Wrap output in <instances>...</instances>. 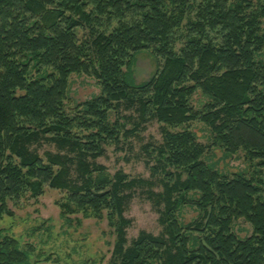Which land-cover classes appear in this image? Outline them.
Wrapping results in <instances>:
<instances>
[{
  "label": "trees",
  "instance_id": "16d2710c",
  "mask_svg": "<svg viewBox=\"0 0 264 264\" xmlns=\"http://www.w3.org/2000/svg\"><path fill=\"white\" fill-rule=\"evenodd\" d=\"M263 20L264 0H0V221L11 202L49 187L65 193L66 219L108 220L111 264H264ZM146 51L157 72L133 84L130 69ZM74 74L97 79L101 93L71 105ZM151 121L163 126L162 144L147 148L159 157L152 174L164 173L159 192L153 179L96 163L107 144ZM197 121L211 145L192 130ZM45 143L56 151L41 154ZM214 147L244 152L257 172L217 170L206 158ZM137 189L158 206L163 230L128 245L125 212ZM183 206L198 218L184 223ZM238 220L251 236L233 231ZM33 253L0 231V264H43Z\"/></svg>",
  "mask_w": 264,
  "mask_h": 264
},
{
  "label": "rangeland",
  "instance_id": "374dc122",
  "mask_svg": "<svg viewBox=\"0 0 264 264\" xmlns=\"http://www.w3.org/2000/svg\"><path fill=\"white\" fill-rule=\"evenodd\" d=\"M264 34V20L261 25ZM80 40L88 37L86 30H77ZM181 45H179L180 47ZM158 69V59L152 51L137 54L130 69V80L133 84H141L155 75ZM32 74H37L34 69ZM101 93V86L97 79L85 74H74L69 78L68 97L71 105L92 99ZM194 106L201 109L207 99L197 91L191 98ZM130 111H125V114ZM132 124L127 128L132 129ZM201 143L211 145V132L201 122L191 123ZM181 130L177 128L173 130ZM163 142V126L157 121H151L143 130L133 135L120 136V142L109 143L106 152L96 163L106 167L114 175L122 171L131 178L153 179L156 183L153 190H162L160 180L164 173H153L154 165L159 157L155 151L147 152L150 145H160ZM56 151L53 145L45 143L40 149ZM152 152V153H151ZM148 153V154H147ZM217 170L232 176L235 173L253 174L256 167L251 165L246 154L239 151L228 155L219 148H213L206 157ZM145 191L146 187L143 189ZM137 189L126 206L125 216L132 220L127 230L128 245L138 237L141 231L158 235L163 228L160 224V210L147 194ZM65 196L64 192L45 187L40 197H23L18 202H11L12 215H6L0 221V231L8 232L20 240L23 248L30 245L34 249L32 257L43 264H111L116 258L113 254L116 243L114 229L106 219L84 218L83 215H73L69 219L61 213L59 201ZM199 216L197 210L183 206L180 217L186 224L195 221ZM233 231L242 239L253 233V227L245 220H238L233 224Z\"/></svg>",
  "mask_w": 264,
  "mask_h": 264
}]
</instances>
